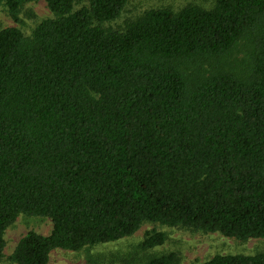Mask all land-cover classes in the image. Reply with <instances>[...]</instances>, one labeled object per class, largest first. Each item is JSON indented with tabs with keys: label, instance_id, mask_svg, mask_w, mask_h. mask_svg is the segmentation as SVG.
Here are the masks:
<instances>
[{
	"label": "trees",
	"instance_id": "obj_1",
	"mask_svg": "<svg viewBox=\"0 0 264 264\" xmlns=\"http://www.w3.org/2000/svg\"><path fill=\"white\" fill-rule=\"evenodd\" d=\"M32 1L0 4L18 21ZM45 2L53 18L29 41L0 30V261L20 215L53 230L27 233L16 264L145 223L264 239V0L154 9L125 31L102 24L128 0ZM164 242L153 233L142 246ZM203 264H264V253Z\"/></svg>",
	"mask_w": 264,
	"mask_h": 264
},
{
	"label": "rangeland",
	"instance_id": "obj_2",
	"mask_svg": "<svg viewBox=\"0 0 264 264\" xmlns=\"http://www.w3.org/2000/svg\"><path fill=\"white\" fill-rule=\"evenodd\" d=\"M214 4L215 0H128L122 14L112 22L103 23L102 27L108 31H125L128 25L150 10L171 9L180 12L189 5L210 10ZM51 18L53 14L45 0L24 3L18 21L11 18L5 4H0V30L17 28L27 41L43 21ZM238 50L237 57L243 58L248 51L247 47H243V41ZM228 63L233 64L230 61ZM52 230L53 223L49 218L20 215L5 233L6 247L0 264H16L11 256L27 233L32 231L49 236ZM153 233L165 235L164 244L144 249V240ZM259 253H264V239L241 241L220 233L145 223L133 236L117 242L87 246L79 251L55 250L50 255L49 264H147L155 257L169 255L175 256V264H203L216 256H253Z\"/></svg>",
	"mask_w": 264,
	"mask_h": 264
}]
</instances>
